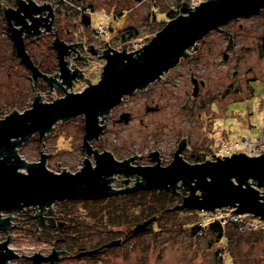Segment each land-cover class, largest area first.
<instances>
[{"label": "rangeland", "instance_id": "374dc122", "mask_svg": "<svg viewBox=\"0 0 264 264\" xmlns=\"http://www.w3.org/2000/svg\"><path fill=\"white\" fill-rule=\"evenodd\" d=\"M105 13L109 15L105 18V24L114 33L122 27L134 26L136 23L135 26H139V21H143L146 14L144 10H139L137 16L131 17V12L130 15L125 13L114 18L117 11L97 9L90 16L87 33L93 31L100 20H104L102 16ZM155 14L157 21L153 26L144 27L140 24L139 36L129 41L131 43L126 45L127 52L140 49L141 45L148 42L149 36L152 38L166 24L161 11L158 10ZM69 17L74 21L78 15ZM3 21L0 16V118L13 110L23 111L30 108L34 93L43 96L44 102H51L65 95L56 88L49 90L45 84L32 86L29 70L19 63L13 52L14 45L5 38ZM263 26L264 12L237 19L226 26V29L234 33L232 51L228 53L226 60L221 54L227 43L223 33H207L192 58L181 57L159 80L143 90L124 96L110 110L107 120L103 119L106 122L104 130L98 139L90 142L92 148L101 152L110 151L119 161L135 155L140 156L134 159L138 165L133 160L130 163L132 166L153 165L155 162L148 153L155 150L161 159L160 164L168 165L183 138L186 144L181 156L188 163H194L196 157L204 162L218 156H230V146H233L232 154H264L261 152L264 151V51L261 49L260 40ZM107 35L109 31L102 38ZM126 43L128 42L117 39L112 42L118 49ZM29 47L31 50L35 49L33 46ZM33 51L34 64L39 65L43 72H51L48 67L53 61L41 60L37 55L38 49ZM192 53L193 50H190V56ZM104 63V59L100 57H90L86 62L80 63L79 67L84 78L94 84L100 78ZM192 79L197 83L203 82V85L199 84L196 96L192 95ZM248 82L253 87L252 93L249 91ZM87 85L86 81L78 80L67 91L80 92ZM46 91L52 94L47 95ZM124 113H130L127 122L119 120ZM99 118L101 121L102 117ZM104 122L99 124L104 125ZM83 124L84 117L81 114L63 122L57 121L42 141L39 142L38 135L33 134L15 150L27 162L39 161L40 151L44 155L50 154L45 159L48 169L58 173L62 171L61 168L76 172L83 159L91 156H86L81 148ZM241 138L247 141V145L259 141L262 148L255 149L250 154L246 147H234ZM227 149L229 153L226 152ZM118 175H113L115 179L110 182L116 189L124 186ZM261 189H258L259 192H264ZM164 191L170 194L173 201L169 202V196ZM187 193L186 188L178 187L173 193L165 189H150L121 193L94 201L71 199L55 202L51 206L52 210L46 211V214L51 217L55 215L56 220H66L64 231L48 230L37 234L34 233L37 224L33 219L36 211L32 207H26L12 213L16 218H12V226L0 230V243L7 240L9 234L11 239L8 240L7 247L14 254L17 251H47L53 243L57 248L66 245L74 253L73 250L77 247L89 249L115 239L122 240L120 246H113L102 255L80 259L65 257L58 264H264V221L241 213L243 220L228 223L224 237L219 240L205 229L201 233H195L190 226L208 223L214 213L184 207L173 209ZM188 210L197 213H189ZM151 211L155 212L154 216H148L152 215ZM231 211V207L214 210L215 214L224 216L232 213ZM206 212L210 216L207 217ZM8 214L7 211L2 212L3 217ZM148 219L152 221L145 230L132 232L137 223ZM230 225H237V228ZM38 235L42 238L39 239ZM11 260L16 261L15 258L9 261ZM16 263L24 262L18 260Z\"/></svg>", "mask_w": 264, "mask_h": 264}, {"label": "water", "instance_id": "95a60500", "mask_svg": "<svg viewBox=\"0 0 264 264\" xmlns=\"http://www.w3.org/2000/svg\"><path fill=\"white\" fill-rule=\"evenodd\" d=\"M28 2L29 6L22 0H14L17 8L2 7V17L10 32L15 55L19 63L29 70L33 87L42 79L49 90L56 88L65 95L51 102H44L43 96L34 93L30 108L23 111L13 110L0 118V230L11 226L12 218H16L13 217V212H19L26 207L35 208L39 212L37 217H40L42 212L52 210L51 206L55 202L102 199L150 189H165L173 193L178 187L186 188L188 193L173 209L184 207L198 211H214L217 208L231 207L233 213H246L264 221V192L258 190L264 188V154L249 156L239 152L222 158L218 156L214 160L188 163L181 156L186 144L183 138L168 165H160L158 152L155 150L148 153L155 162L153 165L132 166L130 162L140 156L135 155L119 161L110 151L98 152L90 144L94 139H98L103 131L106 124L103 119L107 120L110 110L119 104L124 96L132 94L135 90H143L159 80L182 56L188 59L190 54H186V50L192 46L196 49L195 42L210 30L218 28L228 20L256 13L264 7V0L204 2L187 15H179L167 21L162 29L137 51L127 52L126 45L131 43L128 42L121 45V51L114 50L111 54L103 55L105 63L99 80L94 84L84 78L82 70L74 64L70 65L69 60L64 58L68 46L57 37L52 46L56 50L59 72L48 75L34 64L25 50L23 29H36L39 25L37 19H40L43 11L48 10L45 20L52 18L53 12L48 5L39 6L32 0ZM27 20L30 24H27ZM13 21L17 22L19 27H15ZM85 24H88V18ZM38 33L36 30L35 34ZM262 50L264 51V36ZM76 79L84 80L88 85L80 92H68L67 89L74 86ZM45 94L52 93L46 91ZM193 94H197V85H194ZM80 114L84 117L81 148L86 156L94 154V165L86 157L76 172L61 168L62 171L58 173L46 167L45 159L50 154L44 155L40 151L39 161L36 162H27L17 154L15 148L30 139L34 133H38L41 140L53 129L57 121L63 122ZM99 117H102L101 121ZM128 119L129 114L124 113L119 120L127 122ZM99 122H104V125ZM22 169L25 170L21 171ZM115 174L125 178L135 175L140 180L133 186L116 189L110 184L115 179L112 177ZM127 183V180H123V184ZM3 211L9 214L3 217ZM48 221L51 226L57 224L59 228L65 224L64 221L56 222L54 217H49ZM151 221L152 219H148L137 223L132 232L145 230ZM42 222L40 221V224ZM9 236L8 234L7 240L0 243V264H6L7 260L16 257L12 249L7 247L11 237ZM120 242V239H115L107 243V246ZM96 251L97 249L79 254H92ZM56 258V254H34L30 257L33 264H40L45 260L53 262Z\"/></svg>", "mask_w": 264, "mask_h": 264}, {"label": "flooded vegetation", "instance_id": "af4514ba", "mask_svg": "<svg viewBox=\"0 0 264 264\" xmlns=\"http://www.w3.org/2000/svg\"><path fill=\"white\" fill-rule=\"evenodd\" d=\"M22 1L29 6L30 3L28 2V0H22ZM32 1L34 2V4L39 5V6L41 5L50 6L52 8L53 17L52 18L48 17V19L45 20V17H47V14H48V10L46 9L43 11L40 19H37L38 20L37 22L39 23V25L36 29L35 28L23 29L22 38L24 41L25 50L29 54L30 58L34 59L32 57V55L34 54L33 50L38 49V52H37L38 58H40L41 60L48 59V60L53 61V63H51L48 67V70H50L51 72H44V73H52V72L55 73L56 70L59 69L56 50L52 46V42L56 37L68 46V48L66 49L67 52L65 53L64 58L66 60H69L70 65L71 64H74L75 66L77 65L76 67L80 69L79 64L86 62L90 57L102 58L103 55L111 54L112 51L114 50L121 51L122 48L118 49V47H115V45H113L112 42H114L116 39L121 42L123 41L129 42L130 40L131 41L134 40L136 37L139 36V33H140L139 27L141 25L144 27H151L157 21L156 14H155L156 11L158 10L161 11L165 16V20L163 21L167 22L166 19H168L169 21V20L176 18L179 15H187L189 12L196 9L202 3L211 1V0H32ZM2 7H9V8L15 9L17 8V5H15L14 0H0V16L1 17H2ZM97 9L101 11H107V10L112 11V12L117 11L118 13L113 15L114 18L118 16L119 17L123 16L125 13L130 15L131 12H132L131 17L137 16L139 13V10H144L146 14L143 16V21H139L141 24L140 25L138 23L139 26H135L137 25L136 23L134 26L122 27L114 33L111 27H107L105 25L106 27L102 33H97L95 29H93V31H91L90 33L89 32L87 33L88 28L90 26V22H91L90 16L92 14H95ZM162 9L164 10L162 11ZM82 12H90V14L85 15V14H82ZM263 12H264V7L259 9L256 13L249 14L246 16H239L237 18L228 20L224 24L220 25L218 28L212 29L208 32L210 33L213 31H219L223 33L224 37L227 39V43L223 47L224 51L221 52L222 58L224 60H226L229 57L228 53H231L232 45L234 41V37H233L234 33L226 29V26L232 24V22L236 21L237 19L246 18L249 16L257 15V14L260 15ZM73 13L75 15H78L77 20L72 21L71 18L69 17L71 15H74ZM104 15L106 17L109 16L106 13ZM86 18H88V24H85ZM2 19L4 20L3 17ZM3 23H4L3 26H4L5 38H7L13 44V41L11 39L9 30L7 29L5 20L3 21ZM13 24L15 27H19V24L17 22L13 21ZM27 24H30V21H27ZM239 26L241 27V24H239ZM36 30L39 31L38 34H35ZM108 31H109V35H107L106 38L105 37L102 38V35L106 34ZM263 36H264V26L260 32L261 49H262ZM150 38L151 37L149 36V39L147 40L149 41ZM202 40L203 38L195 42L194 45L197 46L196 49H195V46H192L186 50V54L187 53L189 54V51L193 50V53L191 56H189V58H192L198 52L199 48L201 47ZM29 46H33L35 49L31 50ZM13 52L15 54L14 47H13ZM182 58H184V56H182ZM38 68L40 69L39 65H38ZM57 72H59V70ZM77 81L78 79L74 80V85ZM192 82H193V90H194V85H197V93H198L199 84L203 85V82L201 81L200 83H197L195 79H192ZM249 82L247 85L249 86V91L252 93L253 87L251 86ZM40 84H45L46 86H48L42 79L38 80L37 86H39ZM192 95H194L193 92H192ZM128 114L130 115V113ZM63 121H66V120H63ZM34 134H37L38 140L42 141V139L47 133L41 138V140L39 139L38 133H34ZM98 152H101V151L98 150ZM90 155L91 156L89 160L91 159L90 162L92 165H94L95 164L94 154H90ZM198 162L200 163L201 160H199V158L196 157L194 159V163H198ZM130 163H132V161ZM135 165H138V163ZM118 176L120 177L122 183H123V180H127L128 182L126 185L123 184L124 186L119 187V188L130 187V185L135 184L138 180H140V178H137L135 175L128 176V178H125L123 175H118ZM261 190L264 191V188H262ZM94 200L95 199H92L91 201H94ZM35 211L36 212L33 215L34 222L35 224H37V227L34 231L35 234L40 233L42 231L46 232L48 230L49 231H64V228L67 223L66 220H56L54 216L56 222L64 221L65 224L62 228H59L57 224L55 226H51L48 221V218L51 216L46 214V211L48 210L42 212V215L40 217H37L39 212L36 209ZM40 221L41 222L43 221L42 224H40ZM37 237L39 239L42 238L39 235ZM57 241L58 239H56V242ZM120 245H121V242L113 246H120ZM113 246H107V243H105L103 245H100L94 248H89V249L88 248L83 249L81 247H77L75 250H73L74 253H71L69 251V248L66 245H62L60 248H57L56 244L53 243L47 251H43V252H41L40 250H37V251L33 250V252L31 253H26L25 251H20L21 252L20 253L17 251L15 252L16 261L12 262V260L11 261L7 260L6 264H17L16 262L18 260L20 262H24L25 264H33L30 257L34 254H40L42 256H49L51 254H56L57 258L53 262H51L50 260H45V261H42L40 264H58L60 262V259L65 258V257L66 258L77 257L78 259H80L81 257L90 258L93 256L102 255L104 253H107L108 252L107 250ZM95 249H97V251L92 254H85V255L79 254L81 252L95 250Z\"/></svg>", "mask_w": 264, "mask_h": 264}, {"label": "built area", "instance_id": "2783aa9c", "mask_svg": "<svg viewBox=\"0 0 264 264\" xmlns=\"http://www.w3.org/2000/svg\"><path fill=\"white\" fill-rule=\"evenodd\" d=\"M82 14H85V15H89L90 14V12H82ZM103 18H104V20H100L99 21V23L96 25V27H95V31L97 32V33H102L103 31H104V27H105V18H106V16H102ZM101 21H103V22H101ZM258 142L259 141H257V142H255V143H249L248 145H247V141L244 139V138H241V140H240V142H236L235 143V145H234V147H246L247 148V150H248V153H250V154H253L254 153V151H255V149H257V150H260L261 148H262V146H260L261 144H258ZM258 144V146H256ZM233 146H230L229 147V149H230V153H229V149H227V153H229L230 155L232 154V150H231V148H232ZM256 150V152H258ZM259 153V152H258ZM229 154H226V155H229ZM216 211V210H215ZM213 213H214V215L213 216H211V221H217V220H219V219H221L222 218V220H224V222H226V223H231V222H234V221H239V220H243L242 219V216L240 215V214H237V213H229L228 215H217V214H215V212L213 211ZM206 215H207V217L208 216H210V213H208L207 214V212H206ZM234 220V221H233Z\"/></svg>", "mask_w": 264, "mask_h": 264}, {"label": "trees", "instance_id": "16d2710c", "mask_svg": "<svg viewBox=\"0 0 264 264\" xmlns=\"http://www.w3.org/2000/svg\"><path fill=\"white\" fill-rule=\"evenodd\" d=\"M164 193L169 196V202L173 201V198H171L170 194L166 193L165 191H164ZM152 211H154V210H152ZM152 211H151L152 215L149 214L148 216H154L155 212H152ZM187 212L193 213L190 210H188ZM194 212L195 213H193V214L197 213L196 211H194ZM228 226H229L228 223L224 222V220H222V218H221V219H219L217 221H209L208 223H206L204 225H200V226L193 225V226H190V229L193 230V232H195V233L196 232H200L201 233V231H204V229H205L206 232L214 235L219 240L220 238L224 237L225 228L228 227ZM231 227L232 228H237V225H232ZM200 233H197V235L200 234Z\"/></svg>", "mask_w": 264, "mask_h": 264}]
</instances>
